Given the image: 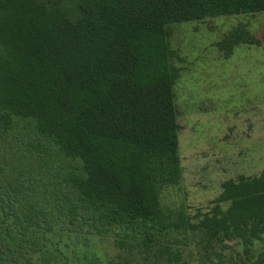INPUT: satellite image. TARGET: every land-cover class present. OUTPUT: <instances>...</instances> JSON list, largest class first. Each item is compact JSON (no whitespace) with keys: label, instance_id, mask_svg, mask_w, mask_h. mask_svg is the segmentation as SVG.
<instances>
[{"label":"trees","instance_id":"trees-1","mask_svg":"<svg viewBox=\"0 0 264 264\" xmlns=\"http://www.w3.org/2000/svg\"><path fill=\"white\" fill-rule=\"evenodd\" d=\"M260 12L264 0H0V264H264V170L224 181L193 217L160 203L182 179L170 28ZM260 43L239 25L215 46L229 59Z\"/></svg>","mask_w":264,"mask_h":264},{"label":"rangeland","instance_id":"rangeland-1","mask_svg":"<svg viewBox=\"0 0 264 264\" xmlns=\"http://www.w3.org/2000/svg\"><path fill=\"white\" fill-rule=\"evenodd\" d=\"M239 25L260 46L239 45L224 59L215 45ZM170 45L183 60L175 62L181 71L173 89L182 179L160 203L193 217L224 181L264 170V12L174 25ZM121 263L161 264L125 255Z\"/></svg>","mask_w":264,"mask_h":264}]
</instances>
